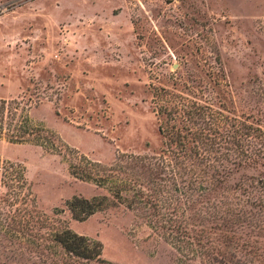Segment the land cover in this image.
I'll list each match as a JSON object with an SVG mask.
<instances>
[{
    "label": "rangeland",
    "instance_id": "obj_1",
    "mask_svg": "<svg viewBox=\"0 0 264 264\" xmlns=\"http://www.w3.org/2000/svg\"><path fill=\"white\" fill-rule=\"evenodd\" d=\"M160 88L264 131V0H0V100L10 103L4 134L15 128L9 123L21 126L27 112L63 149L60 155L0 137V157L25 167L27 180L23 201L13 208L0 185V213L20 208L18 220L35 221L26 235L11 221L13 213L0 216V264L64 262L51 238L66 228L100 241L103 257L116 264H200L187 261L144 215L125 206L85 222L67 207L74 197L109 194L71 174V152L107 166L119 153L162 155L154 101ZM197 150L192 140L177 147L179 155ZM262 158L241 155L236 159L243 166L228 189L197 185L184 199L192 227L205 230L213 248L240 264H264V217L224 222L215 208L222 215L237 194L256 211L246 201L264 199ZM181 166L189 170L187 162ZM239 184L247 192L230 190Z\"/></svg>",
    "mask_w": 264,
    "mask_h": 264
},
{
    "label": "trees",
    "instance_id": "obj_2",
    "mask_svg": "<svg viewBox=\"0 0 264 264\" xmlns=\"http://www.w3.org/2000/svg\"><path fill=\"white\" fill-rule=\"evenodd\" d=\"M154 101L161 120L160 132L164 138L162 155L119 153L116 161L107 166L78 152H71L68 163L71 174L109 193L92 199L74 197L69 200L67 207L73 219L85 222L111 206H125L144 215L150 227L170 242L187 261H199L200 264H240L239 260H228L220 249L213 248L212 242L203 237L205 230L198 232L192 227L193 224L185 214L189 206L184 203V199H190L191 193L197 191V185L205 191H213L217 186L228 189L226 184L243 166V162H237L236 158L241 155L246 160L264 157V131L165 88L155 90ZM7 105L10 103L0 100V107H4L0 112L1 138L6 137L14 144L32 143L47 151L60 155L63 153L61 140L44 125H35L27 112L21 116V126L9 123L10 127L15 128H10L11 134H4ZM190 140L198 150L193 152L192 156H189L188 152L179 155L177 147H186ZM188 157H194L196 160L192 161L187 159ZM185 161L189 168L187 172L181 166ZM224 161L237 167L232 169L225 166ZM0 185L7 190L6 197L11 200L9 207H15L17 202L23 201L21 194H24L27 188L25 167L0 157ZM170 185L175 186L173 192H169ZM230 190L234 193L238 190L247 192L241 184ZM234 195L236 202L223 209L222 215L220 210L215 208L222 221H259L264 217L263 198L250 197L246 201L247 206L256 210L252 211L243 204L244 201L237 194ZM21 211L22 209L17 208L11 214L0 213V216L3 218L13 213L11 221L16 223L22 233L28 235V231L33 230L35 221L31 216L30 219L23 217L18 220L14 214L17 215L16 213ZM37 221L42 223L43 227L46 219L40 218ZM9 226L11 223H8L7 227ZM209 230H213V227ZM51 241L62 248L65 256L64 262L52 260L51 264H116L103 257V245L100 241L80 235L70 228L54 232ZM235 258L237 259V256ZM181 263L185 264L184 261Z\"/></svg>",
    "mask_w": 264,
    "mask_h": 264
}]
</instances>
